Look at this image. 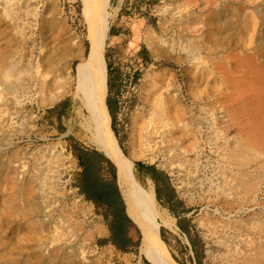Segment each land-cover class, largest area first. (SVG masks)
Returning <instances> with one entry per match:
<instances>
[{"label": "rangeland", "instance_id": "374dc122", "mask_svg": "<svg viewBox=\"0 0 264 264\" xmlns=\"http://www.w3.org/2000/svg\"><path fill=\"white\" fill-rule=\"evenodd\" d=\"M169 1L109 2L103 59L105 67L110 64V78L116 82L110 93L106 90L105 98L108 95L113 103L114 127L121 146L111 128V116L110 128L124 154L134 149L133 162L154 165L167 174L182 207L189 209L184 216L193 224L191 233L203 244L201 264H242L244 258L257 255L255 244L264 246V165L263 169L256 165L259 150L249 142L244 149L249 165L238 166L225 155L237 145L234 140L240 131L216 128L221 117L215 100L224 99L232 89V74L227 72L231 63L225 58L226 52L220 50L225 56L220 55L212 47L232 42L233 36L239 39L251 33L242 31L239 25L237 29L230 28L244 22L245 17L254 28L252 44L264 47V0H207L206 6L204 0H198L199 7H191L187 19L195 25L194 15L203 8L206 17L197 24L198 33L183 29L188 27L185 16L175 14L170 18L166 11ZM177 1L185 5V0ZM85 3L86 0H16L10 5L8 0H0V264L150 262L139 249L141 233L131 215L130 233L138 244L123 252L105 237L108 227L104 209L96 208L74 186L79 167L73 145L101 149L92 131L81 127L71 97L65 94L51 103L41 102L28 81L29 74H35L31 67L36 68L37 62L45 63L48 58L66 57L73 41L79 40L83 54L87 52ZM111 26L121 28L123 34L111 37ZM142 44L147 50L146 61L138 53ZM239 49L237 52L243 55ZM13 56L19 58L11 68ZM76 61L69 62L70 69ZM134 68L138 70L135 80ZM21 78L25 82L23 90L14 94L7 91L5 82L11 80L13 84ZM248 83L247 87L252 86L253 79ZM160 95L168 106L163 113L156 105ZM59 107L63 114L57 117ZM156 112L159 119L164 117L163 123L169 124V136L161 144L156 143L160 145L151 154L141 147L139 137L141 124ZM240 136L244 142V135ZM114 169L118 182L116 165ZM133 175L137 179L134 166ZM251 179L255 181H251L252 186ZM138 182L144 187L153 186L147 179ZM125 204L128 209L126 201ZM157 206L162 216L174 217L159 201ZM174 219V225L168 228L159 222L160 236L174 261L194 264L188 239ZM157 247L162 251L161 246Z\"/></svg>", "mask_w": 264, "mask_h": 264}, {"label": "bare ground", "instance_id": "6f19581e", "mask_svg": "<svg viewBox=\"0 0 264 264\" xmlns=\"http://www.w3.org/2000/svg\"><path fill=\"white\" fill-rule=\"evenodd\" d=\"M109 2L110 0H86L85 3L86 30L84 37L88 43V48L85 54H83V51L81 50L82 46L80 47L79 40H76L75 42L73 41V44L70 48L71 52L69 55L66 53L67 54L66 57L62 58L61 60H59L58 58L57 59L48 58L45 63L37 62L36 68L34 66L33 68L31 67V69L35 72V74L30 73L28 76V81L30 82V85L34 88L35 92L37 93L36 96L37 98H39L41 102L51 103L52 101H54V99L63 96L65 94H68L71 97L73 109L76 113L79 114V118L81 120V127L84 130L92 131L94 138L93 140H95L96 143L100 146L99 149H101L103 154H105L108 158H110L112 162L116 165L118 172V182L123 194V198L127 203L130 215L135 225L139 228L141 233V242L139 247L140 251L146 254L147 257H149V260L152 264H180L174 261L170 257L168 250L165 246V243L160 236L159 228H158L159 222H161L162 225L166 226L167 228L174 225L172 220L174 217L170 219L169 217L162 216V213L157 206V201L153 186L148 185V187H144L138 182L137 179H135L133 175V161L131 160V158L134 156L135 151L134 149H132L129 155L124 154L123 151L118 146L115 136L110 128V114L105 103L107 84H106V67L103 59V48L105 45V39L108 32ZM8 3L10 5H13L16 3V0H8ZM183 4L185 5L178 3L177 0H170L168 2V4L166 5L167 6L166 11L168 12L170 18H173L175 14H179L180 17L182 18L185 16L184 18L186 21L190 14L189 9L191 7L193 8L199 7L198 0H192L189 2L185 0ZM207 4L208 1L204 0L203 5L206 6ZM199 10L200 13L194 15L195 17L194 20L196 21L195 25L189 23L187 20L188 23H186L185 25L187 26L188 24V27L183 28L184 30L198 33L200 28H198L199 26L197 24L202 23L203 17H206V14L202 12L203 8H200ZM185 25L184 27H186ZM238 25L240 26L242 31H247V32L251 31V33L247 34L249 36L247 35L246 37L242 36L239 39L233 36L234 38L232 39V42H228L226 43V45H222L219 43L220 45L215 44V46L212 47V49L214 51H218V53L220 50H224L226 52V56L221 54V52L219 54L225 56L227 62L231 63L227 68V72L232 74V77L230 78L232 89L229 92L225 93L226 95L224 99L216 98L215 100V102H219L218 115L220 114L221 117L220 123L216 121L217 123H215V125L217 130L240 131L238 132V138L235 137L234 140L237 143V145L234 148L232 147L233 149H231L229 153L225 154L226 157H228L227 159H229L236 165L238 164V166H242L246 163H249L247 162L249 157L245 156L246 154H244L245 153L244 149H247V145L245 143L249 142L253 144L256 147V149L259 150V154L257 155V158L259 160L256 162V165L258 167L260 166L262 167L264 165V65L262 63L264 62V47H261L257 44L256 45L252 44L251 38L253 35L254 28L253 25H251V23L246 19V17L244 19V22H241V24L240 23L232 24L230 28L237 29ZM190 41L188 42L189 44H191ZM194 47L197 48L198 46H194ZM200 48L201 47H199L198 49ZM238 48H240L239 49L240 51L242 50L244 52V54L242 52L243 55H240L241 53L239 54L237 52ZM18 58L19 56L12 57L10 61L11 68H13L15 64H17ZM195 58H197V55ZM72 59H77V61L74 67L70 69L69 62ZM27 63H30V65H32L31 62H27ZM219 63L220 61L218 62V67H219ZM16 72H18V77H20L18 69ZM24 75L26 76V74ZM12 77L14 78L15 76ZM21 79L20 81H16L15 83L12 82L13 84H11L10 82L11 80L5 82V86L8 89L7 91H11L12 93L13 91H15L16 93V90L17 91L23 90L25 88L24 86L25 82L23 81V79L22 80ZM252 79L254 82L253 85L247 87L246 86L247 82L250 83ZM21 93L23 92H20V94ZM17 97H19V94ZM157 101L159 103H156V105H159V109L160 108L163 109L161 111L163 113L164 108L166 110V108L168 107L166 104L167 101L163 100V97L161 95L158 96ZM156 115L158 116V112H156ZM156 115L155 116L152 114L149 115L147 120H145L143 124H141V133L139 137V142H141V147L143 146V148H145L151 154H155L154 153L155 148H157L164 141V138L167 139V137L169 136L168 134H166V130L169 128L168 126L169 124L166 122L163 123L164 117L161 116L163 118L162 121V118L159 119L160 117L159 116L157 117ZM3 116H5V114H3L2 117ZM240 135H244V139H245L244 142L241 141L242 140L241 138H243V136L241 137ZM156 136L159 137L158 140L155 139ZM158 142L160 143L159 145L156 144ZM254 152H256V150ZM253 159L250 161H253ZM242 172L244 171L242 170ZM243 174L246 175L247 173H243ZM252 179L250 180L251 186H252L251 181L255 182ZM14 181L15 180L13 179V182ZM241 184L243 183L241 182ZM46 185L48 186L49 183H47ZM250 245L251 244H249V246ZM255 245H256L255 250L257 255L256 256L251 255V257L244 258L242 260V264H264V246L259 245L258 243ZM157 246H161L162 251L161 250L158 251L159 249Z\"/></svg>", "mask_w": 264, "mask_h": 264}, {"label": "trees", "instance_id": "16d2710c", "mask_svg": "<svg viewBox=\"0 0 264 264\" xmlns=\"http://www.w3.org/2000/svg\"><path fill=\"white\" fill-rule=\"evenodd\" d=\"M110 33L111 29L109 30V34ZM139 51H145L147 53L143 44L140 45ZM106 69L107 89L110 93L112 88H115L116 80L110 78L112 68L109 63L106 64ZM137 75L138 70L134 68L133 80L137 78ZM105 103L112 119L111 128L118 138L117 130L114 127L113 103L108 95L105 98ZM62 114L63 110H61L60 115ZM118 142L121 146L119 138ZM72 152L80 168L75 176L74 186L77 187L78 192L83 195L86 200L91 201L96 208L102 207L104 209L103 216L110 232L107 240L118 250L123 252L128 251V247L137 245L138 241H133L128 235L132 219L128 217L124 210V205L116 184L117 175L112 162L102 151H97L95 149L79 147L74 144ZM133 166L134 174L139 181L142 180V173L149 175L151 179H153L156 200L159 201L162 206L167 207L172 215L177 217L176 225L186 235L189 242V249L193 252L190 259L194 264H201L204 257L203 244L196 234L191 233L193 224L190 222V218L184 216L189 209L182 207L181 200H179L168 183L167 174L154 165L145 164L142 161H134ZM107 174L108 176H106ZM127 212L130 215L128 209ZM161 238L165 241L162 235ZM145 264L152 263L145 262Z\"/></svg>", "mask_w": 264, "mask_h": 264}, {"label": "crops", "instance_id": "0c3cea01", "mask_svg": "<svg viewBox=\"0 0 264 264\" xmlns=\"http://www.w3.org/2000/svg\"><path fill=\"white\" fill-rule=\"evenodd\" d=\"M111 33H110V36L111 37H117V36H119V35H121V34H123L122 33V29L121 28H118L117 26H111ZM140 49V47H138V50ZM139 54H141V56H142V58H143V60H147V53L145 52V51H139L138 52ZM117 68H115L114 69V71L116 70ZM61 110H62V108L61 107H59V108H57V110H56V116L57 117H59V116H62V115H60V113H61ZM144 163V162H143ZM146 164V163H145ZM106 169V168H105ZM79 170H80V168H79ZM106 172V171H105ZM106 176H108V174L106 175ZM141 177H142V179L144 180V179H147V180H151V182L153 183V185H154V181H153V179H151V177L149 176V175H147V174H141ZM116 182H117V180H116ZM117 186H118V189H119V185H118V182H117ZM119 192H120V196H121V198H122V201H123V204H124V210H125V212H126V214L130 217V215L128 214V212H127V209H126V204H125V201H124V198H123V196H122V193H121V191H120V189H119ZM163 208L164 209H166L167 211H168V213H170V211H169V209L167 208V207H165V206H163ZM171 214V213H170ZM174 216V215H173ZM174 218L176 219V221H177V217H175L174 216ZM109 234H110V232H109V229H108V234H106V238L108 239V237H109ZM128 235L130 236V238L133 240V241H135L134 239H133V236H132V234L130 233V227H129V230H128ZM108 241V240H107ZM109 242V241H108ZM111 243V242H110ZM112 244V243H111ZM113 245V244H112ZM114 246V245H113ZM132 246V245H131ZM115 247V246H114Z\"/></svg>", "mask_w": 264, "mask_h": 264}, {"label": "water", "instance_id": "95a60500", "mask_svg": "<svg viewBox=\"0 0 264 264\" xmlns=\"http://www.w3.org/2000/svg\"><path fill=\"white\" fill-rule=\"evenodd\" d=\"M105 155V154H104ZM106 156V155H105ZM107 157V156H106ZM110 159V158H109ZM110 161L112 162V160L110 159ZM113 163V162H112ZM114 164V163H113ZM115 166V165H114ZM116 184H117V182H116ZM118 187V186H117ZM119 190V189H118ZM129 217V216H128ZM131 219V218H130Z\"/></svg>", "mask_w": 264, "mask_h": 264}]
</instances>
